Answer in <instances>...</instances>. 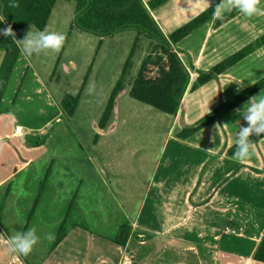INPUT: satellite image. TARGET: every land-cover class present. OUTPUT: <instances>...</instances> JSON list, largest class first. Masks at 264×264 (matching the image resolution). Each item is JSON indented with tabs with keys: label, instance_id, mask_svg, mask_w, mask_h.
Listing matches in <instances>:
<instances>
[{
	"label": "crops",
	"instance_id": "1",
	"mask_svg": "<svg viewBox=\"0 0 264 264\" xmlns=\"http://www.w3.org/2000/svg\"><path fill=\"white\" fill-rule=\"evenodd\" d=\"M142 1L146 3L147 0ZM177 1L168 0L150 11L164 35L202 11L193 12L174 24L170 15L174 13L175 19L180 12H166L165 8ZM179 9L183 10L182 7ZM52 11L53 8L50 16ZM159 19L170 27L163 30ZM204 26L173 46L190 78L176 113L165 114L169 118L167 132L156 155V163L147 178L142 180L144 188L138 204L126 205L118 219L117 229L115 226L109 235L84 229L77 222L67 223V215L60 216L56 222L58 227L63 223L69 225L65 226V236L54 247L50 246L38 263L33 264H120L126 254L131 256V264H264L252 258L264 238V137L255 142L246 163L227 154L228 148L235 143L239 128L247 126L237 110L242 112L250 97L234 106L219 121L189 137L181 139L176 136L182 128L192 125L219 103L228 101L264 76V73H256L243 83L248 78L244 67L251 66L250 56L254 54L251 53L213 80L196 90H189L197 76L196 70H209L229 56L215 58L216 53L213 52L216 48L209 47L211 32L201 31ZM28 69L29 61L19 48L0 99V156L12 145L13 149L7 152H16L17 161L9 160L4 174L7 178L0 181V185L11 187L15 177L26 167H32L34 162V158L26 157L25 152L39 151L46 156L45 179L48 183L56 182L53 184L58 186L62 181L56 175L57 165L69 156L57 153L62 150L60 148H45L43 141L32 145L26 142H30L27 140L29 136L42 133L49 127H53L50 134H54L55 126L60 124L63 116L58 105L60 98H54L36 73ZM238 81L242 84L238 85ZM123 92L128 94V88L117 96L103 129L96 126L97 136L115 129L116 124L109 121ZM259 95L264 97V88L251 97ZM218 125L227 126L220 128ZM16 126L20 129L18 134L13 132ZM21 152H24L22 156L17 154ZM78 156L73 157L77 160ZM72 161L70 159L69 162ZM5 167L0 165V171ZM24 181L22 179L20 184ZM81 183L89 182L83 178ZM73 185L78 186L79 183ZM97 189L100 190L99 187ZM128 190L132 193V188ZM39 196L34 209L39 205ZM121 225L130 227L131 235L124 246L112 242Z\"/></svg>",
	"mask_w": 264,
	"mask_h": 264
},
{
	"label": "rangeland",
	"instance_id": "2",
	"mask_svg": "<svg viewBox=\"0 0 264 264\" xmlns=\"http://www.w3.org/2000/svg\"><path fill=\"white\" fill-rule=\"evenodd\" d=\"M209 2L218 5L221 0ZM74 7L73 1L57 0L44 28L65 34L66 41L61 51L55 53L49 50L26 56L28 70L36 73L54 98L61 100L65 94L75 96L81 89L72 117L62 116L53 135L50 134L53 127H49L42 133L29 136L27 140L30 142H26L32 145L43 141L45 148L54 150L57 147L62 149L57 153L69 156L57 165L56 175L62 183L59 182L58 186L53 184L56 182L48 183V179H45L46 156H42L39 151H28L25 156L34 158L32 167L23 169L11 187L0 185V234L11 236L14 232L35 227L37 235L41 237L32 253L21 257L23 264L38 263L47 254L52 241L44 239V236L46 233L55 235L58 228L56 222L60 216L67 215V223L77 222L85 229L104 235H109L115 226L117 229L118 219L126 210V205L132 207L138 204L144 188L142 180L147 178L156 163V155L168 128V116L133 100L123 92L118 97L117 110L109 121L116 124L115 129L97 136L96 126L99 125L108 95L120 75L123 63L129 58L132 64L125 76V83H129L151 47L147 38L131 30L108 38H98L77 30L73 26ZM178 7L183 10H178ZM261 7H264V0H261ZM204 9L202 0H178L169 4L165 11L180 12L175 19L174 13L170 15L175 24L193 12ZM158 21L163 30L170 27L161 19ZM221 25L215 30L217 27L210 21L201 30L204 33L211 32L209 47L216 48L213 52L216 53L215 58L230 55L264 34V16L247 18L238 13L234 19ZM32 30L36 31L35 28ZM131 49V56H128ZM252 53L251 66L244 67L248 78L243 83L251 80L256 73H264V45ZM93 83L95 90L89 93V86ZM237 84H242V81ZM12 149L11 145L7 150ZM7 150L0 156L2 167L8 166L11 159L17 161L16 152L8 154ZM17 154L22 156L24 152ZM76 155H79L78 161L73 157ZM70 159L73 161L69 162ZM6 167L0 171L1 178L6 174ZM1 178L0 181H3L7 177ZM83 178L92 183H81ZM22 179L25 184H20ZM74 183L79 185L75 186ZM129 188H132V193ZM39 194V205L34 209ZM0 264H15L13 254L7 251L2 242Z\"/></svg>",
	"mask_w": 264,
	"mask_h": 264
},
{
	"label": "trees",
	"instance_id": "3",
	"mask_svg": "<svg viewBox=\"0 0 264 264\" xmlns=\"http://www.w3.org/2000/svg\"><path fill=\"white\" fill-rule=\"evenodd\" d=\"M56 1L0 0V16L5 19L4 23H0V29H4L10 24L17 40L25 36L29 30V25L34 26L33 28L36 30H43ZM66 1L75 3L73 26L77 30L98 38H108L114 34L131 30L147 38L151 47L142 59L138 72L129 83H125V76L132 64L129 58L123 63L120 76L108 95L100 117L98 125L100 129H103L108 121L117 96L125 88H128V96L133 100L143 103L160 113L174 115L190 77L187 68L178 57L173 46L202 25L212 21L213 26L218 27L239 13L233 9L232 11H224L221 18H216L214 17V9L217 4L213 3L211 7L202 10L186 23L164 35L151 16L150 11L163 5L168 0H147L146 3H143L142 0ZM12 3L18 4V7H10ZM262 45H264V34L230 54L209 70H196L197 76L192 81L189 90H196L213 80ZM131 52L132 49L128 56H131ZM18 54L19 47L12 41V38L0 34V99ZM263 88L264 76L239 91L228 101L219 103L192 125L182 128L176 136L181 139L187 138L207 125L219 121L234 106ZM80 93L81 89L75 96L66 94L61 98L58 105L63 116L72 117ZM262 137H264V134L259 137L253 135L250 140L255 143ZM235 151L236 145L234 143L228 148L227 154L233 155ZM65 233L66 227L63 223L57 229L55 239L52 242L53 247L65 236ZM130 235V227L121 225L112 242L124 246ZM252 258L255 261L264 263V238L259 242Z\"/></svg>",
	"mask_w": 264,
	"mask_h": 264
},
{
	"label": "clouds",
	"instance_id": "4",
	"mask_svg": "<svg viewBox=\"0 0 264 264\" xmlns=\"http://www.w3.org/2000/svg\"><path fill=\"white\" fill-rule=\"evenodd\" d=\"M205 10L211 7L209 0H202ZM10 7H18V4L12 3ZM237 10L247 18L254 16H264V7H261V0H221L214 9V17L221 18L224 11ZM4 17L0 16V23H4ZM34 26L29 25V30L25 36L17 40L16 34L9 24L6 28L0 29V34L5 37H11L18 46L23 55L31 57L34 54L38 55L52 51L59 53L64 47L66 36L63 33L44 30L33 31ZM89 93L95 90V84H90ZM246 122V127H240L236 139V151L233 158L241 163H246L250 160L255 143L250 140V137L255 135L259 137L264 134V97H250L243 111L237 110ZM224 126H217L223 128ZM41 237L37 235L35 227H30L23 232H14L13 235L7 236L0 234V242H2L9 253L13 254L15 264H23L21 257H27L32 253L34 247L40 242ZM44 239L53 241L54 233H46Z\"/></svg>",
	"mask_w": 264,
	"mask_h": 264
},
{
	"label": "built area",
	"instance_id": "5",
	"mask_svg": "<svg viewBox=\"0 0 264 264\" xmlns=\"http://www.w3.org/2000/svg\"><path fill=\"white\" fill-rule=\"evenodd\" d=\"M14 134H18L20 132V129L18 126L14 127ZM229 230L231 233H234L235 231L234 230H231V229H227ZM120 264H131V256L130 254H126L124 255L122 261L120 262Z\"/></svg>",
	"mask_w": 264,
	"mask_h": 264
}]
</instances>
